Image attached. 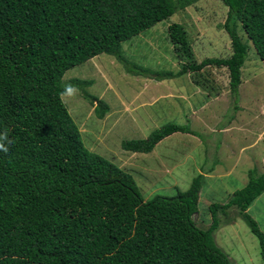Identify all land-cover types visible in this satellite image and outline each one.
<instances>
[{
  "label": "trees",
  "instance_id": "trees-1",
  "mask_svg": "<svg viewBox=\"0 0 264 264\" xmlns=\"http://www.w3.org/2000/svg\"><path fill=\"white\" fill-rule=\"evenodd\" d=\"M200 0H0V264H233L218 247L219 212L232 207L258 238L264 262V232L248 209L264 194V173L248 172V184L226 204L210 206L211 226L200 228L206 176L174 197H144L134 178L90 151L63 102L68 70L107 54L129 74L122 44ZM228 7L224 28L232 53L198 63L185 27H169L171 43L185 61L178 73L152 74L162 81L227 68L238 97L249 45L264 63V0H220ZM74 80L103 119L109 106ZM236 106V105H235ZM191 129L168 124L149 138L125 141L122 149L150 154L165 139ZM217 164H220L217 163ZM211 166L210 171L215 169Z\"/></svg>",
  "mask_w": 264,
  "mask_h": 264
},
{
  "label": "rangeland",
  "instance_id": "rangeland-1",
  "mask_svg": "<svg viewBox=\"0 0 264 264\" xmlns=\"http://www.w3.org/2000/svg\"><path fill=\"white\" fill-rule=\"evenodd\" d=\"M228 11L220 0H200L124 42L126 59L147 71L140 76L129 74L115 57L102 54L68 70L63 78L64 86L74 89L63 96V102L80 128L85 146L130 174L145 201L187 192L197 176L209 174L195 216L204 230L212 224L211 205L226 204L244 188L248 171L264 173V63L239 24V34L250 48L238 97L231 93L227 68L209 67L162 81L152 74L178 73L185 62L170 41L169 27L173 23L187 30L198 63L229 57L232 43L224 28ZM74 80L89 82L84 86L88 93L109 106L105 118H98L95 112L98 102L92 104L82 90L71 85ZM168 124L187 127L196 135L175 134L150 154L122 149L123 142L147 139ZM232 124L234 129L225 134L226 138L220 130ZM215 164L212 173L210 167ZM235 164H240L237 175L229 177ZM243 174L244 182L239 177ZM247 212L264 232V194ZM219 219L215 241L231 262L264 264L259 240L240 210L232 207L220 211Z\"/></svg>",
  "mask_w": 264,
  "mask_h": 264
},
{
  "label": "crops",
  "instance_id": "crops-1",
  "mask_svg": "<svg viewBox=\"0 0 264 264\" xmlns=\"http://www.w3.org/2000/svg\"><path fill=\"white\" fill-rule=\"evenodd\" d=\"M234 124H232L231 125V127H225V128H222L220 131L223 133V135L226 137V135L225 134H227L228 132H230V130L231 129H234ZM227 138V137H226ZM236 139V138H235ZM234 139V140H235ZM243 160H244V158H243ZM238 161H240V159H238ZM219 166H221V165H219ZM232 167V166H231ZM240 167V164L239 165H237V164H235L234 166H233V172L231 173V174H229L228 176L229 177H231V176H233V174H235V175H237V169ZM227 170H228V168H227ZM213 171H214V169L211 171L212 173H213ZM216 173L217 172H219V169L217 168L216 169V171H215ZM249 172V171H248ZM212 173H210V174H212ZM242 173H244V172H241V174ZM209 175V174H208ZM208 175H205L206 176V178H207V176ZM211 176V175H210ZM241 179H242V181L244 182V180H243V178L245 177V174H243V175H241V176H239Z\"/></svg>",
  "mask_w": 264,
  "mask_h": 264
},
{
  "label": "clouds",
  "instance_id": "clouds-1",
  "mask_svg": "<svg viewBox=\"0 0 264 264\" xmlns=\"http://www.w3.org/2000/svg\"><path fill=\"white\" fill-rule=\"evenodd\" d=\"M72 86H66L65 87V93L71 94L73 92ZM6 144H10V141L8 139L7 135H0V152H6L7 148L5 147Z\"/></svg>",
  "mask_w": 264,
  "mask_h": 264
}]
</instances>
